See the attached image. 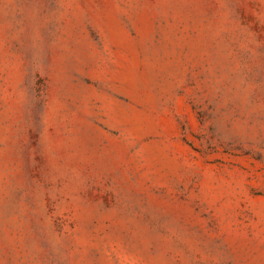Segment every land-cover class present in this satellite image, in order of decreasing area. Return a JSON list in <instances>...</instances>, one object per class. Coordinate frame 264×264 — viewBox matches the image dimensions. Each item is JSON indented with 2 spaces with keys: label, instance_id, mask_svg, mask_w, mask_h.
<instances>
[{
  "label": "rangeland",
  "instance_id": "rangeland-1",
  "mask_svg": "<svg viewBox=\"0 0 264 264\" xmlns=\"http://www.w3.org/2000/svg\"><path fill=\"white\" fill-rule=\"evenodd\" d=\"M0 264H264V0H0Z\"/></svg>",
  "mask_w": 264,
  "mask_h": 264
}]
</instances>
